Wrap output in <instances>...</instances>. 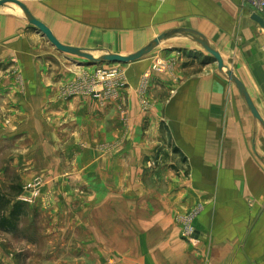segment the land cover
<instances>
[{
    "label": "crops",
    "instance_id": "obj_1",
    "mask_svg": "<svg viewBox=\"0 0 264 264\" xmlns=\"http://www.w3.org/2000/svg\"><path fill=\"white\" fill-rule=\"evenodd\" d=\"M21 1L62 43L94 53L127 55L165 31L197 30L264 119L259 0ZM0 62L16 71L0 88L26 101L19 108L28 125L60 134L64 154L88 168L81 176L104 177L99 186L129 212L162 202L164 229L175 225L187 264H264V125L192 35L121 64L122 84L97 97L88 91L97 64L57 50L8 3L0 8ZM198 208L190 241L176 215Z\"/></svg>",
    "mask_w": 264,
    "mask_h": 264
},
{
    "label": "rangeland",
    "instance_id": "obj_2",
    "mask_svg": "<svg viewBox=\"0 0 264 264\" xmlns=\"http://www.w3.org/2000/svg\"><path fill=\"white\" fill-rule=\"evenodd\" d=\"M95 68L99 97L122 84L121 64ZM15 72L0 62V85L5 88L3 80ZM13 92L0 88V191L24 201L28 213L17 232L0 230V264H187L185 255H178L175 225L166 223L164 229L161 201L156 209L152 204L150 211L135 206L129 212L122 197L107 196L99 186L104 177L81 176L88 168L64 154L58 132L28 125L29 115L19 108L26 101ZM193 211L179 213L177 220ZM179 231L182 235L183 228Z\"/></svg>",
    "mask_w": 264,
    "mask_h": 264
},
{
    "label": "water",
    "instance_id": "obj_3",
    "mask_svg": "<svg viewBox=\"0 0 264 264\" xmlns=\"http://www.w3.org/2000/svg\"><path fill=\"white\" fill-rule=\"evenodd\" d=\"M8 3H14L18 5L24 15L28 23L30 25L37 28L40 33L51 43L52 46H54L57 50L68 54V55H74L79 58H82L86 61H89L92 64H101V63H120V64H128L132 62L139 61L149 54H151L154 50H156L163 42L174 38L180 34L184 35H192L196 42H198L207 52L215 59V61L218 63V67L220 70H224L227 72L230 80L236 84L239 91L242 93V95L245 97L247 104L254 113L253 115L264 125V119L260 115L258 109H256V106L246 89L244 83L234 74L232 69L227 67V65L224 63V59L220 52L216 50L211 44L208 38L201 32L189 29V28H174L169 30L168 32L165 31L156 38H154L152 41H150L147 45H145L143 48L139 49L138 51L131 53V54H120L115 52H104V53H94L91 51H88L86 49L71 46L62 43L53 33V31L45 25L44 22L37 19L28 6L22 2L21 0H0V8ZM198 234V232L196 233Z\"/></svg>",
    "mask_w": 264,
    "mask_h": 264
},
{
    "label": "trees",
    "instance_id": "obj_4",
    "mask_svg": "<svg viewBox=\"0 0 264 264\" xmlns=\"http://www.w3.org/2000/svg\"><path fill=\"white\" fill-rule=\"evenodd\" d=\"M11 189L21 192L18 187L13 186ZM13 197L0 191V230L8 233L17 232L22 218L28 213L24 201H16Z\"/></svg>",
    "mask_w": 264,
    "mask_h": 264
},
{
    "label": "built area",
    "instance_id": "obj_5",
    "mask_svg": "<svg viewBox=\"0 0 264 264\" xmlns=\"http://www.w3.org/2000/svg\"><path fill=\"white\" fill-rule=\"evenodd\" d=\"M258 4L260 5V7L264 8V0H259ZM158 63L160 65L163 64L160 62ZM155 69H159V65H156ZM95 86H96V82H94L91 86H89L90 88L88 89V91L94 93L97 97H99L100 92L95 88ZM199 213H200V209L198 208L195 211H193L192 214L188 216H182L181 218H179L180 222L183 225L182 235L185 239H189L190 241H195L196 226L194 224V221L195 218L199 215Z\"/></svg>",
    "mask_w": 264,
    "mask_h": 264
}]
</instances>
